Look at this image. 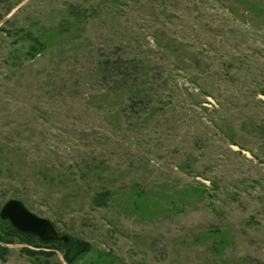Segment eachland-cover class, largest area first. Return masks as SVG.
Instances as JSON below:
<instances>
[{
  "label": "rangeland",
  "instance_id": "rangeland-1",
  "mask_svg": "<svg viewBox=\"0 0 264 264\" xmlns=\"http://www.w3.org/2000/svg\"><path fill=\"white\" fill-rule=\"evenodd\" d=\"M10 200L73 264H264V0H0ZM12 229L0 264H69Z\"/></svg>",
  "mask_w": 264,
  "mask_h": 264
},
{
  "label": "water",
  "instance_id": "water-1",
  "mask_svg": "<svg viewBox=\"0 0 264 264\" xmlns=\"http://www.w3.org/2000/svg\"><path fill=\"white\" fill-rule=\"evenodd\" d=\"M0 217L3 221H9L12 228L18 232L35 236L43 243L62 242L68 244L70 242V238L61 236L49 220L30 212L21 201H8L2 207Z\"/></svg>",
  "mask_w": 264,
  "mask_h": 264
},
{
  "label": "trees",
  "instance_id": "trees-1",
  "mask_svg": "<svg viewBox=\"0 0 264 264\" xmlns=\"http://www.w3.org/2000/svg\"><path fill=\"white\" fill-rule=\"evenodd\" d=\"M119 67L118 65H114V67L111 69V72H115L116 70H118ZM110 72V68L108 66L107 69ZM107 193V192H106ZM101 194L95 197V203L96 204H100L102 199H105V195L107 196V194ZM5 233V235H11V236H18L20 237L24 242L31 244V245H39V246H52L53 244L55 245H59L63 248H66V254H65V259L67 260V262L69 264H73L74 260H77L78 258L82 257L83 254L89 252L90 250V246L88 244L85 243H81L79 241H71L72 239H70V243L68 245L62 243V242H53L51 244L45 245L44 243H42L39 238L32 236V235H23L18 233L16 230L12 229L10 231H3ZM0 239L2 241H5L6 239L4 237L0 236ZM73 250H76V252L73 254ZM25 252L27 254L30 255H34L36 253H33L29 250H25ZM7 253V249L0 247V260L4 259L5 254Z\"/></svg>",
  "mask_w": 264,
  "mask_h": 264
}]
</instances>
